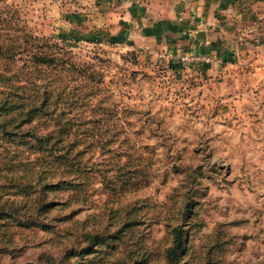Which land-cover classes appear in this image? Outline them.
Segmentation results:
<instances>
[{
    "label": "rangeland",
    "instance_id": "obj_1",
    "mask_svg": "<svg viewBox=\"0 0 264 264\" xmlns=\"http://www.w3.org/2000/svg\"><path fill=\"white\" fill-rule=\"evenodd\" d=\"M73 1L0 0V100L12 102L18 95L30 101L46 91L53 98L49 106L56 109H68L72 102L71 112L79 126L71 138L90 144L87 160L93 167L109 165V175L128 158L127 168L136 166L142 174L141 187L118 194L119 202L113 203L114 195L103 189L101 175L95 173L89 205L79 207L74 217L77 224L67 222L78 236L75 242L68 236L60 242L54 239L56 246H50L40 243L48 234L21 233L9 227L4 235L13 234L16 246H27L13 256L0 257V264H59L64 248L83 244L79 239L83 230L111 222L106 232H112L115 208L132 203L143 204L139 251L153 254L149 264H162V250L171 239L168 231L179 222L177 209L188 189L195 191L198 200L189 218L192 225L182 264H264L263 198L257 197L253 185L249 190L248 184L240 188L234 184L237 159L243 160L244 150L233 147L232 133L206 126L208 117L202 112V83L216 72L189 71L191 66L177 61L176 55H158L139 48L131 39L110 35L94 21L92 2L96 6L98 2L76 0L75 4L91 3L81 11L72 6ZM100 8L104 16L105 8ZM59 21L66 29L58 28ZM32 53L51 56L54 61L34 65ZM233 73L230 70L225 78ZM207 105L209 111L214 109V104ZM86 119L92 122L81 124ZM33 124L40 133L51 129L50 123L44 126L39 119ZM88 134L92 137L84 139ZM15 149L0 139L4 158L10 159ZM187 171L195 174L199 185L184 189L182 178ZM9 177L10 172L0 171V182ZM46 178L53 179L51 174ZM15 232L26 235L15 240ZM122 236L109 242L113 248L105 249L106 264L134 260L130 242L135 240L126 233ZM37 242L39 246H32Z\"/></svg>",
    "mask_w": 264,
    "mask_h": 264
},
{
    "label": "trees",
    "instance_id": "obj_2",
    "mask_svg": "<svg viewBox=\"0 0 264 264\" xmlns=\"http://www.w3.org/2000/svg\"><path fill=\"white\" fill-rule=\"evenodd\" d=\"M30 60L34 65H48L54 61L51 56L36 53L30 54ZM40 94L43 96L30 101L18 95L14 96L16 100L12 102L7 98L0 100V139L16 147L11 151L10 159L4 158V151L0 152V171L10 172L8 180L0 182V257L13 256L27 246H16L13 234L4 235L9 227L19 229L20 232L27 231L28 234H48L49 238L45 237L40 243L50 246H56V241L60 242L59 239L68 236L75 242L78 236L67 222L77 224L74 217L79 207L89 205L88 195L91 193L95 173L101 175L99 180L103 183V189L114 195L113 203L119 202L118 194L141 187L142 174L136 166L127 168L128 158L109 175V165L105 164L103 168H98L100 165L93 167V163L85 156L90 153V144L76 142L71 138L79 126V121L71 112L72 102L68 109H56L49 106L53 98L48 97L46 91ZM36 119L41 120L44 126L50 123L48 126L51 129L45 133L38 132V126L33 124ZM90 122L92 121L86 119L81 124ZM90 137L92 136L88 134L84 139ZM123 156L124 154L121 155ZM18 158L21 159L17 160ZM137 159L138 156L135 155V160ZM48 174L53 179L48 180ZM26 176L29 177L28 180H24ZM182 183L184 189L188 185L194 188L200 184L195 179V174L188 171L184 172ZM197 200L192 189L183 191L177 209L179 222L170 226L168 233L171 239L162 250V264H182L180 258L185 251L187 230L192 225L189 218L195 213L193 206ZM136 205L132 203L115 208L111 219L116 227L112 232H106L111 222L101 224L100 228L83 230L79 238L83 244L79 248L75 245L64 248L59 264H106L103 258L107 250L113 248V244L109 242L123 238L125 233L132 235L135 240L129 241L130 245H134L130 251L134 260L120 261L117 264H149L153 254L139 251V227L142 223L139 210L143 204ZM73 206L76 208H71ZM104 206L106 207V202ZM68 208L70 209L66 212H56ZM21 233L15 232V240H20L19 236L25 237L26 234ZM25 241L28 242L29 237ZM40 243L32 246H39Z\"/></svg>",
    "mask_w": 264,
    "mask_h": 264
},
{
    "label": "crops",
    "instance_id": "obj_3",
    "mask_svg": "<svg viewBox=\"0 0 264 264\" xmlns=\"http://www.w3.org/2000/svg\"><path fill=\"white\" fill-rule=\"evenodd\" d=\"M92 1L94 21L110 35L131 39L158 55L201 52L211 57L208 64L185 67L199 74L216 72L203 81L199 95L208 117L206 126L233 134V147L245 155L237 159L234 184L238 188L248 184L249 190L253 185L264 202V0ZM75 2L72 6L78 10L91 4ZM100 7L105 8L104 16ZM57 26L66 29L60 21ZM198 31L203 32V39L196 37ZM230 70L235 73L227 79L224 74ZM208 85L215 89L209 91ZM207 104H214V109L209 111Z\"/></svg>",
    "mask_w": 264,
    "mask_h": 264
},
{
    "label": "built area",
    "instance_id": "obj_4",
    "mask_svg": "<svg viewBox=\"0 0 264 264\" xmlns=\"http://www.w3.org/2000/svg\"><path fill=\"white\" fill-rule=\"evenodd\" d=\"M171 55H176L174 57L177 61H179L182 64L189 65V66H196L199 64H208L212 62L211 57L208 54L201 53V52H180L178 54L169 52V56Z\"/></svg>",
    "mask_w": 264,
    "mask_h": 264
},
{
    "label": "water",
    "instance_id": "obj_5",
    "mask_svg": "<svg viewBox=\"0 0 264 264\" xmlns=\"http://www.w3.org/2000/svg\"><path fill=\"white\" fill-rule=\"evenodd\" d=\"M196 37L200 38V39H203L204 38L203 32L202 31H198L197 34H196Z\"/></svg>",
    "mask_w": 264,
    "mask_h": 264
}]
</instances>
